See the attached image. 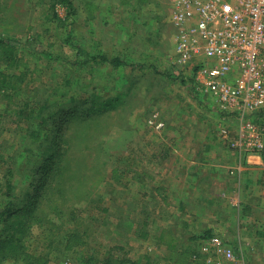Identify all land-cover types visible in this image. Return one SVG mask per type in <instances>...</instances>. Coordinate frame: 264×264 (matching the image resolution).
I'll return each mask as SVG.
<instances>
[{
	"label": "rangeland",
	"instance_id": "rangeland-1",
	"mask_svg": "<svg viewBox=\"0 0 264 264\" xmlns=\"http://www.w3.org/2000/svg\"><path fill=\"white\" fill-rule=\"evenodd\" d=\"M174 2L0 0V39L19 42L21 62L13 70L22 75L17 91H0L3 183L11 163L16 161L23 173L44 149L36 146L33 136L39 107L49 101L61 103L59 107L70 106L67 114L56 116L57 121L69 118L65 134L49 128L43 134L45 148L53 152L59 146L64 150L63 166L43 194L40 216L44 226L41 223L32 229L28 241L31 258H49V264H97L116 256L145 264L141 255L148 253L154 258L158 253L168 261L156 264H198L191 259V248L201 240L196 237L209 231L233 244L247 264H260L256 256L263 252L253 256L240 244L237 229H179L181 236L192 242L191 247L187 241L181 250L177 244L173 251H157L156 225L172 223L173 219L167 214L163 217L160 211L158 221L155 204L162 205L164 196L163 200L170 202L171 185L166 181L158 186L154 180L149 185L143 182L140 176L145 163L152 173L156 164L174 162L177 127L189 126L187 113L200 116L201 123L207 114H219L218 124L231 133L238 125L210 98L198 95L191 75L175 63ZM69 35L74 36V44L65 43ZM38 47L56 57L42 55ZM79 48L84 52L79 54ZM100 52L119 57L122 65L75 64L87 59V53ZM4 67L1 61L0 68ZM94 90L100 102L110 99L114 104L103 114L83 117L78 114L79 98L82 91L90 94ZM72 109L74 113L68 112ZM157 196H161L160 202ZM136 229L150 232V241L138 238ZM169 240L167 235L165 241Z\"/></svg>",
	"mask_w": 264,
	"mask_h": 264
},
{
	"label": "built area",
	"instance_id": "built-area-1",
	"mask_svg": "<svg viewBox=\"0 0 264 264\" xmlns=\"http://www.w3.org/2000/svg\"><path fill=\"white\" fill-rule=\"evenodd\" d=\"M171 20L175 63L238 122L234 138L227 127L222 137L238 151L264 153V0H175ZM191 259L247 264L218 234L202 238Z\"/></svg>",
	"mask_w": 264,
	"mask_h": 264
},
{
	"label": "crops",
	"instance_id": "crops-1",
	"mask_svg": "<svg viewBox=\"0 0 264 264\" xmlns=\"http://www.w3.org/2000/svg\"><path fill=\"white\" fill-rule=\"evenodd\" d=\"M193 86L198 95L210 98L217 106L213 97L196 89L195 82ZM187 118V128L177 127L179 133L176 134V140L179 142L176 141V147L173 148L174 162L162 161L156 164L152 173L148 172L149 163H145L147 168L144 166L145 172L139 175L148 185L152 180L157 186L165 185L166 182L171 185L170 202L163 200L165 193L162 194V200V195L157 196L158 202L161 200L164 203L155 204L158 221L160 211L163 217L166 218L167 214L173 219L172 223L156 225L157 251H173L177 244L179 250L183 249L188 240L181 236L179 229H237L240 244L250 250L253 256L262 251V255L256 258L260 264H264V153L235 149L232 142L221 135L219 114H207L202 117V123L198 121L200 116L187 113ZM235 135L234 131L231 137ZM146 200L148 202L145 205L149 204V199ZM141 233H147V238L143 240L150 241L152 238L150 232ZM190 234L196 236L195 231ZM167 235L169 242L165 241ZM199 238L202 239L200 236L195 240ZM188 242L187 247L190 248L192 242ZM156 256L164 258L158 253Z\"/></svg>",
	"mask_w": 264,
	"mask_h": 264
},
{
	"label": "trees",
	"instance_id": "trees-1",
	"mask_svg": "<svg viewBox=\"0 0 264 264\" xmlns=\"http://www.w3.org/2000/svg\"><path fill=\"white\" fill-rule=\"evenodd\" d=\"M64 41L67 44H74L75 38L73 35H69ZM19 50L20 44L18 41L10 38L0 39V62L3 61L5 65L4 68H0V91H17L20 88V85L17 86V84L22 75L20 72L16 73V69L15 71L13 70V68L18 67L21 62L20 56H18ZM36 50L50 59L56 57L54 53L48 52L43 48L38 47ZM78 52L81 54L84 51L79 48ZM87 55V59L75 61V64L84 65L89 62H108L118 67L121 66L123 62L119 57H109L104 52H100L97 55L87 53ZM99 98L101 97L95 90L90 94H85V92L82 91L79 98L81 107L78 114H83V117H88L93 114H103L114 104L110 99L100 102L98 100ZM59 104L61 103H51V101H49L41 105L38 109V128H36L35 135L33 136L36 146H38V148L43 147L44 149L38 152L39 157L35 164L32 165L30 163L26 169L23 170L24 172L22 171L23 173H20L19 168L16 166V161H14V163H11L7 167L3 174V180L5 182L3 183L0 179V264H49V258H44L43 260L31 258L33 254H31L28 249V241L34 227L41 223L42 226H44L42 216H40L43 194L50 182L55 178V174L59 172L63 166L62 157L64 150L60 149L58 146L55 151L51 152L50 148H45L46 145L43 141V134H45V130L48 128L50 132L56 131L57 133L62 132L65 128L68 129L69 118L66 119L65 117L57 121L56 116L59 112H65V114H67V109H69L70 106L68 108L59 107ZM85 104L87 106H85ZM71 111L74 113V109L68 110V112ZM63 134H65L64 131ZM12 157L16 159L17 156L12 155ZM1 161L2 160H0V163ZM134 232L140 239L147 238V233H141L142 230L136 229ZM210 235L212 234L206 231L200 236L205 238ZM193 251L194 248L191 249V255ZM123 258L124 257L118 258L116 256H108L98 261L99 263L97 264H137L139 262L132 259L125 260ZM139 258L140 260H146L145 264H156L158 260H162L163 262L168 261V259L160 258L159 256L152 258L148 253L141 255Z\"/></svg>",
	"mask_w": 264,
	"mask_h": 264
}]
</instances>
